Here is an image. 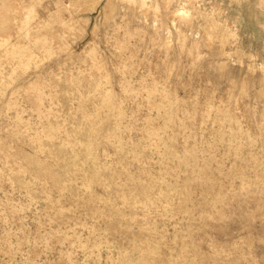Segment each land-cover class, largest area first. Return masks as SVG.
<instances>
[{"label":"rangeland","instance_id":"1","mask_svg":"<svg viewBox=\"0 0 264 264\" xmlns=\"http://www.w3.org/2000/svg\"><path fill=\"white\" fill-rule=\"evenodd\" d=\"M0 264H264V0H0Z\"/></svg>","mask_w":264,"mask_h":264}]
</instances>
